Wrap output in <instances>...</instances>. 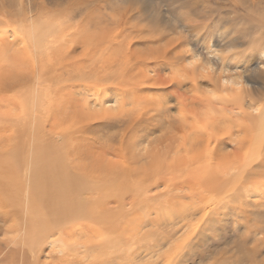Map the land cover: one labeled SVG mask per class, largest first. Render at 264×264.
Masks as SVG:
<instances>
[{
  "label": "rangeland",
  "instance_id": "rangeland-1",
  "mask_svg": "<svg viewBox=\"0 0 264 264\" xmlns=\"http://www.w3.org/2000/svg\"><path fill=\"white\" fill-rule=\"evenodd\" d=\"M256 8L264 0H0V264H264V212L216 196L197 170L208 147L226 170L249 119L229 83L237 74L205 35L224 55L242 52ZM41 21L61 30L34 46L29 26ZM254 55L245 60L264 70ZM38 143L69 162L88 197L106 189L119 242L104 244L108 225L86 221L30 245L14 209L26 204Z\"/></svg>",
  "mask_w": 264,
  "mask_h": 264
},
{
  "label": "bare ground",
  "instance_id": "bare-ground-1",
  "mask_svg": "<svg viewBox=\"0 0 264 264\" xmlns=\"http://www.w3.org/2000/svg\"><path fill=\"white\" fill-rule=\"evenodd\" d=\"M258 2L260 3V1ZM256 10L259 9L256 8ZM259 11L261 12V14L259 13L260 15H253V17H251V21L249 23V27H251V34L248 40L249 45L247 49L245 48V52H243L245 49L242 50V52H239V50L230 46V49L227 50L229 51V54L224 55L221 48H215L216 46L219 47L220 45L218 43L213 44V41L209 38H206L207 36L205 35L204 48L208 51H211L212 54L216 53L214 54V56H212L213 58H215L214 61L219 60L223 68H227L231 65L230 68L233 69L237 74L236 77L238 79L231 78L229 82L231 86L236 87L234 88L235 91L234 89L230 90L234 91V99L238 104L247 102V109L249 110L247 119H249L247 122V129L243 131L240 130L241 132L237 134V138L239 140L243 139L244 137L245 140H241L240 142H238L237 140L238 145L235 148L236 153L234 152L235 155L231 159L230 165L228 164L229 166L225 167L226 170L222 171L221 168L214 166V164L210 165L209 162L213 160L214 157L212 155L214 154L211 153L212 149L209 147L207 148L209 150L207 152L208 156L206 155L207 153L202 154L201 152L200 157H202L203 155L206 157L203 164L201 163L202 165H200V167H198L197 169L200 174H210L211 183H209V185L211 188L213 187L212 190H214V194L216 196L221 192H229L230 199L233 200V202L238 204L241 203L242 205H248L251 208L249 209V211L251 210L250 213H252V215H255L256 217L259 213L262 215L261 212H264V70L258 65V63H252L251 61V63L249 64V60L245 59L251 57L252 60L255 56L254 54H256L257 52L264 53V9L262 8ZM39 25H42L43 29L38 31L35 30L33 23H31L29 26L30 34L28 37L30 38L34 46H36L37 41L40 42V45L47 44V40L45 37L46 31H52L53 33H55L61 30L60 28H57L58 24L56 22L55 24H49L48 28L44 27L43 21H41ZM240 67H242L244 71H247V74L245 73L246 75L244 79L243 76H241V74L239 75L237 71ZM237 90H240L239 94H236ZM30 94L31 105L34 106L37 102L38 93L33 91ZM29 126H32L31 128L39 133L40 127L37 123L31 122ZM39 142L42 144L41 141ZM41 144H36V147L34 148V155L32 156V158L34 159L38 157V159H34L37 161L33 164V169L31 170L30 168H27L30 169L29 174L28 172L26 174L24 173L27 191L25 192L28 195L26 196L27 199L25 200L26 204H24V206L17 207L18 209L13 208L16 213H18V211H23L27 217L28 221L27 223H25L28 229L29 236L27 237L30 245L39 247V244L41 242L45 240L48 241L49 238H53V236L57 234H63L62 230L75 224L76 222L81 223L86 221L108 225V234H104L105 236H100L101 241L104 244H107L113 237V235L109 236V234L113 233L112 227L115 226V221L117 218H119L120 215H118L117 217V215H115V211L111 212L112 209L110 210L109 208H107L106 210V207L104 206L105 202L102 203L104 199L102 200L101 196L104 195V191L106 189L104 190V187H101L97 191L96 188L95 190H93L97 191L96 197H88L89 195L87 196V194H90L92 192L91 188L87 187L84 184H81L82 180L81 183L77 184L78 180H80V175L77 177V173H75L76 171L74 172L72 170L73 168L71 169V167L67 165V163L69 162H67V160L65 161L63 156H61V160L56 159V155H54L52 152L48 153L47 150L45 151V148H41ZM215 149H213V152L215 151ZM13 151L11 156L13 155ZM203 152H205V150ZM4 157L2 159L3 161L9 160L6 159L7 157H5L4 159ZM8 158L12 159L10 155L8 156ZM194 162H196V159H194ZM28 164H30V160ZM76 167L77 166H75V168ZM101 190L103 191L101 192ZM98 193L101 194L98 195ZM200 208L201 205H198L197 208L195 207L191 209L192 212L190 213L193 215L196 211L200 210ZM16 213H14V216L16 215ZM8 215L9 217H14L12 216L10 211H8ZM67 231L68 230H66V232ZM113 239L117 240L116 238H112V240ZM115 240H113L112 242H114ZM56 241H58L57 237L53 239V243ZM117 242L119 241L117 240ZM67 244L68 243L66 242H62V246L66 247Z\"/></svg>",
  "mask_w": 264,
  "mask_h": 264
}]
</instances>
